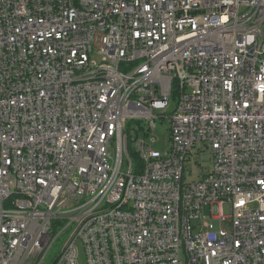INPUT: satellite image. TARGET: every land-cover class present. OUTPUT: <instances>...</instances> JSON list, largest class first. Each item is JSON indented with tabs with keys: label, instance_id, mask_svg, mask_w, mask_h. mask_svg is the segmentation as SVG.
I'll return each mask as SVG.
<instances>
[{
	"label": "built area",
	"instance_id": "2783aa9c",
	"mask_svg": "<svg viewBox=\"0 0 264 264\" xmlns=\"http://www.w3.org/2000/svg\"><path fill=\"white\" fill-rule=\"evenodd\" d=\"M68 233L50 264H264V0H0V264Z\"/></svg>",
	"mask_w": 264,
	"mask_h": 264
},
{
	"label": "rangeland",
	"instance_id": "374dc122",
	"mask_svg": "<svg viewBox=\"0 0 264 264\" xmlns=\"http://www.w3.org/2000/svg\"><path fill=\"white\" fill-rule=\"evenodd\" d=\"M174 103H176L174 99L169 101V105H173ZM137 124L138 123H131L130 128L135 130L136 127H139V125ZM154 124H155V129L153 132L149 133L147 137V141L149 142L152 139L153 143H151V147L156 151L164 153L170 145V121H169L168 114L162 116L161 118H157ZM143 134L144 132L142 130H139L138 132H133L132 138L136 136L138 140H141L143 138ZM133 147L136 148L135 143L133 144ZM194 162L196 163L189 164L188 166H186V169H185L186 173H188V171L194 172V176L191 177V180H196L198 177L209 172L210 170L209 160H208L207 155L204 154L198 157H194ZM201 212H202V215L207 216L209 214V206H204ZM192 224L197 225L196 221H193ZM215 227L217 229V223ZM68 237H69V233L66 234L64 237H62L60 242L53 249L50 258L47 259L44 262V264L51 263V260L54 259L55 256L59 253L63 244L68 239ZM76 246L79 252V256H78L79 264H87L81 243H77Z\"/></svg>",
	"mask_w": 264,
	"mask_h": 264
},
{
	"label": "trees",
	"instance_id": "16d2710c",
	"mask_svg": "<svg viewBox=\"0 0 264 264\" xmlns=\"http://www.w3.org/2000/svg\"><path fill=\"white\" fill-rule=\"evenodd\" d=\"M130 123H131V122H130ZM130 123H129V124H130ZM134 123H136V122H134ZM128 150H129V152H130V156L134 159V161H136V163H139V164H140V162H139V160H138V155H137V153L134 152V151L132 150L131 143H128Z\"/></svg>",
	"mask_w": 264,
	"mask_h": 264
},
{
	"label": "water",
	"instance_id": "95a60500",
	"mask_svg": "<svg viewBox=\"0 0 264 264\" xmlns=\"http://www.w3.org/2000/svg\"><path fill=\"white\" fill-rule=\"evenodd\" d=\"M151 129H152V125H151Z\"/></svg>",
	"mask_w": 264,
	"mask_h": 264
}]
</instances>
